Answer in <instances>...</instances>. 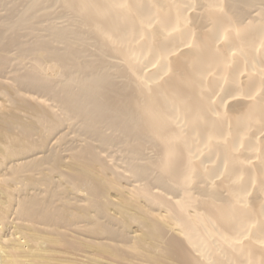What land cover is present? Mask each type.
<instances>
[{"label":"bare ground","instance_id":"bare-ground-1","mask_svg":"<svg viewBox=\"0 0 264 264\" xmlns=\"http://www.w3.org/2000/svg\"><path fill=\"white\" fill-rule=\"evenodd\" d=\"M0 264H264V0H0Z\"/></svg>","mask_w":264,"mask_h":264}]
</instances>
